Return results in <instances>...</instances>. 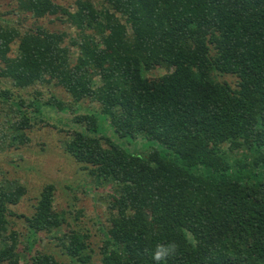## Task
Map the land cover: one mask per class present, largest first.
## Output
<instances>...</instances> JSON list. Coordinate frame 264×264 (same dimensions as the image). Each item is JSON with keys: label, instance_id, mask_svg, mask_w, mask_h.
I'll return each mask as SVG.
<instances>
[{"label": "trees", "instance_id": "1", "mask_svg": "<svg viewBox=\"0 0 264 264\" xmlns=\"http://www.w3.org/2000/svg\"><path fill=\"white\" fill-rule=\"evenodd\" d=\"M14 2L18 23L0 17V152L27 144L43 110L72 116L63 152L111 189L100 264H264V0ZM4 82L53 83L71 101L35 92L26 103ZM79 103L96 104L119 140L158 147L127 152ZM54 192L46 184L33 213L17 215L27 188L0 183V264L92 263L87 235L63 234ZM13 218L27 229V258ZM52 232L66 261L30 253Z\"/></svg>", "mask_w": 264, "mask_h": 264}, {"label": "rangeland", "instance_id": "2", "mask_svg": "<svg viewBox=\"0 0 264 264\" xmlns=\"http://www.w3.org/2000/svg\"><path fill=\"white\" fill-rule=\"evenodd\" d=\"M54 1L64 7H69L75 0ZM14 8V0H0V17L4 21L18 23L19 19L16 15L8 14L12 13ZM43 22H45L44 25L50 30L57 31L64 29L57 22L51 23L42 20L38 24ZM32 24L31 20L24 21L23 23L25 26H31ZM72 51L74 56L76 50L73 49ZM164 73L165 70L161 68L154 71L152 75L158 76ZM218 79L224 80L230 83L231 86H234L235 79L231 76L224 75ZM2 88L11 90L14 97H21L26 103L32 100L35 92L41 94L39 97L41 102L46 101L52 95L65 102L71 101L69 95L62 88L53 85V83L19 90L13 88L9 82H4ZM78 107L79 113L95 114L100 122V134L110 137L127 152L144 156L150 150L149 148L158 147V144L146 142V140H142L139 143L129 138L119 140L117 137H114L113 130L104 121L105 118L100 114L96 104L79 103ZM8 108L9 106H3L0 103V126L3 120L5 127L7 126L5 120H8ZM2 109H4V118L3 114H1ZM71 117L69 113H57L50 109L43 110V116L39 118L41 120L38 121V118H36L37 123L35 127L28 132L29 142L27 144L0 152V183L5 185L7 181L18 180L27 188V193L20 203L11 208L17 215L25 216H30L33 213V207L43 186L49 183L53 184L55 186L54 206L59 212L64 213L66 220L62 228L63 234L68 231H75L87 235V242L91 249V264H100V250L103 245L104 232L108 226L109 218V212L106 208V197L111 192V189L108 186L96 185L86 176L85 172L81 171L80 165L63 152L61 144L65 138V132H60L59 130L63 128L65 130L77 128L74 124L70 123ZM240 154L241 152L237 153V156H240ZM11 220L14 224V229L21 235L22 244L19 245L18 249L22 253V256L27 258L29 254L26 249L25 235L28 232L23 219L13 218ZM60 234L56 232L37 234L32 240L34 246L30 253H51L59 259L66 261V257L61 256V252L63 251L62 246L54 238Z\"/></svg>", "mask_w": 264, "mask_h": 264}, {"label": "clouds", "instance_id": "3", "mask_svg": "<svg viewBox=\"0 0 264 264\" xmlns=\"http://www.w3.org/2000/svg\"><path fill=\"white\" fill-rule=\"evenodd\" d=\"M156 259H159V256H157Z\"/></svg>", "mask_w": 264, "mask_h": 264}]
</instances>
